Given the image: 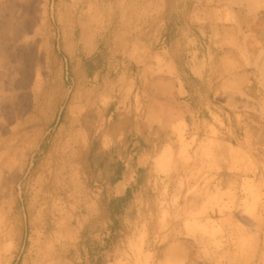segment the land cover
<instances>
[{"label":"rangeland","instance_id":"obj_1","mask_svg":"<svg viewBox=\"0 0 264 264\" xmlns=\"http://www.w3.org/2000/svg\"><path fill=\"white\" fill-rule=\"evenodd\" d=\"M26 1L28 5H24L23 9L37 21L39 28L38 35L34 36L36 33L33 32L31 36L43 50L41 64L44 83L38 92L31 93L28 90L27 97L22 94L20 86H17L16 94L19 97L15 101V109L9 106L4 116L12 118L13 125L18 123L19 127L14 134L4 132V137L0 140V206L2 204L7 216L6 226L2 225L0 228V264H55L65 262L66 259L75 262L81 254L108 255L112 262L118 260L117 264H154L147 248L148 219L143 214L138 215L136 211L130 214L132 224L126 228L119 225L114 239L111 238L108 243H102L103 240L96 238L99 233L97 228L102 230V226L95 221L89 222L84 233H81L80 216H86L97 208L95 202L99 199L90 196V184L81 180L75 166L79 161L76 150L86 144V135L76 132L72 116L68 123L54 128L47 135L57 121L60 104L68 92L62 77L81 79L84 87L82 92L86 94L90 93L91 86L85 85V80L100 70L92 66L90 59L71 51L73 63L69 61L65 74L62 69L54 70L55 83L50 89L44 86L50 77L49 54L54 42L60 43V48H85L87 51L91 48H106L101 53L99 62L103 64L123 61V54H126L130 60L143 66L130 69V72H134L133 75L173 76V65L167 62L165 56L161 60L154 57L144 60L140 57L139 28L145 18L153 17L160 10L153 9L154 0ZM19 7L18 9L22 8ZM240 12L264 14V0H188V15L192 13V19L175 21V25L182 30L194 28L195 32L202 28L212 34V31L238 26L237 16ZM118 48H125L124 52L119 53ZM231 49L243 50L241 61L249 67L248 71L260 92V100H252L241 85L234 82L241 71L240 66L226 64L228 80L222 87V93L224 97L242 98L240 102L228 100L227 106L236 111L242 109L252 116L250 119L253 122L264 125V48L254 55L246 53V48ZM24 57L21 54L17 60L21 61L18 71L22 74L25 71L23 69L27 70ZM32 58L33 56L29 59ZM78 62H81V66L77 68ZM125 71L106 69L102 75L114 78L117 82L115 87L120 91L126 89V94H129L131 86L125 84ZM23 77L25 79L24 74ZM24 79H20L19 85L25 84ZM229 79L233 82L230 83ZM31 86L27 87L31 89ZM81 98H85V95ZM68 115L69 113H65L66 118ZM261 118L263 121H260ZM85 119L92 122L95 115L87 114ZM215 121L223 126L218 117H215ZM238 121L243 122L242 115L238 116ZM206 124L205 140H199L197 136L188 140L189 127L185 120H180L176 126L179 136L172 129L179 148L176 150L171 147L174 159L170 164L172 152L169 148L163 150L161 168L156 166L157 171L160 175L169 177L177 171L179 163L183 167L191 163L197 166L200 163L197 177L214 172L226 175L228 171L235 177L236 195L226 198L223 212L217 208L200 214L199 209L205 201L207 190L216 192L219 188L226 189L228 184L217 182L214 178H196L189 195L195 194L200 204L190 212L178 209L171 213L169 207L163 208L167 205V196H164L161 206L163 209L159 214L161 231L164 236L173 231L175 235L191 240L199 261L190 264H264V132L254 131L256 127L243 134L244 139L235 142V146L241 148L234 149L237 151V158L229 160L227 143L218 141L222 134L217 129L212 134V124ZM209 139L214 144L211 143V148L202 151V145ZM44 142L50 143L42 153L41 146ZM182 147L185 152L180 154L181 158L179 152ZM34 160H37L35 169L26 175ZM246 179H251L252 189L244 188ZM191 183L189 180L188 184ZM182 189L181 181L172 206H178ZM20 191L22 194L19 196ZM99 201L100 216L105 221L106 200L100 198ZM105 229L103 227V234ZM166 240L167 237H163V242ZM2 247H7L8 252H3Z\"/></svg>","mask_w":264,"mask_h":264},{"label":"crops","instance_id":"obj_2","mask_svg":"<svg viewBox=\"0 0 264 264\" xmlns=\"http://www.w3.org/2000/svg\"><path fill=\"white\" fill-rule=\"evenodd\" d=\"M153 9H159L160 12L145 18L139 28V51L142 52L140 57L147 60L151 57L155 59L157 55L165 56L167 62L173 65L175 74L155 77L133 75L134 72H130V69L143 66L130 60L126 54H123V61L103 64L99 62L101 53L106 48H91L88 51L85 48H60V43L54 42L49 54L50 77L44 88L50 89L55 83L54 70L62 69L65 74L69 61L73 63L71 51L75 55L82 54L83 58L90 59L92 66L100 71L85 80V85L91 86L90 93L86 94L82 92L84 87L81 79L62 77L68 92L60 104L57 121L47 135H50L54 128L68 123L70 116L73 117L76 132L86 135V144L76 150V158L79 161L75 166L81 180L90 184V196L106 200L107 218L102 221L98 199L95 202L97 208L86 216H80L81 233H84V228L89 222L95 221L97 225L102 226V230L97 228L99 233L96 238L103 240L102 243H108L111 238L114 239L119 225L126 228L132 224L130 214L136 211L138 215L143 214L148 219L147 248L154 264H190L199 261L191 240L177 236L173 231L164 236L159 222L160 212L166 207L170 208L171 213L178 209L186 212L194 210L200 200L195 194L189 195V191L195 186L196 178H214L217 182L227 183L226 189L218 190H230L236 195L235 177L228 171L226 175L214 172L197 177L200 163L197 166L191 163L185 167L179 163L177 171L169 177L160 175L157 167L161 168L160 158L167 148L172 152L168 164L174 159L172 148L177 150L179 147L173 130L179 136L176 126L180 120H185L189 127L188 140L195 136L199 140H205L206 123L212 124V134L218 130L222 134L218 141L227 143L229 160L237 158V151L234 149L241 148L235 146V142L244 139L243 134L256 127L254 131L264 132V125L253 122L250 114H246L242 109L236 111L227 106L228 100L235 99L240 102L242 98L224 97L222 93V87L228 80L225 73L226 64H238L241 71L234 82L240 84L252 100H260V92L248 71L249 67L241 61L243 50L235 52L231 48H246V53L251 55L264 48V14L250 15L248 12H240L237 16L238 26L212 31L210 34L202 28L195 32L194 28L182 30L175 25V21L192 19L193 14L188 15V0L184 3L183 0H154ZM124 49L118 48L119 53L124 52ZM81 62L77 63V68L81 66ZM106 69L126 70L125 84L131 86V92L126 94V89L120 91L116 88L117 82L114 78L102 75ZM232 82L233 80H230V83ZM83 95L85 98L82 99ZM65 113H69V117L66 118ZM87 114L95 115V120L87 122ZM239 115L243 116V122L238 121ZM215 117L223 122V126L215 121ZM49 143L42 144V153ZM211 143L214 144V141L209 139L202 145L201 150L211 148ZM183 149H180L179 157ZM36 162L37 160H34L30 164L26 175L35 169ZM189 180L192 181L191 185L188 184ZM181 181L183 189L180 202L174 207L172 203L178 194ZM243 185L246 190L253 187L251 179H246ZM21 194L22 191L18 192L19 196ZM164 196H167V205L162 208ZM206 202L205 193L200 213L202 209L205 211ZM103 227L109 231L105 229L103 234ZM163 237H167L165 242ZM13 247L15 249L14 242ZM117 261L112 262L108 255L81 254L75 262L66 259L65 264H117Z\"/></svg>","mask_w":264,"mask_h":264},{"label":"bare ground","instance_id":"obj_3","mask_svg":"<svg viewBox=\"0 0 264 264\" xmlns=\"http://www.w3.org/2000/svg\"><path fill=\"white\" fill-rule=\"evenodd\" d=\"M24 5H28L26 0H0V140L4 137V132L8 131L14 134L19 127L18 123L13 125L14 121L12 118L9 119L4 117L9 106L15 109V101L18 99L17 97H19L16 94L17 86H20L23 92L22 94L27 97L29 93L28 90H31V93L38 92L41 90L44 83V70L42 67L43 50L41 45H37V41L31 36L33 32L34 34L36 33L34 36H37L39 33L37 29L39 30V28L37 27V21L32 19L28 11H24ZM18 6L22 8L19 7L20 9H18ZM21 54L25 56L24 63L27 67V70L23 69L25 70L23 71L25 79L23 74L18 71L20 70L18 68L21 61L18 62L17 60H19ZM32 56L33 58L30 60L29 58ZM155 58L161 60L163 57L157 55ZM20 79L26 80H22L25 83L24 85H19L21 82ZM26 85H32L31 89ZM184 152L185 150L182 151V153ZM206 193L207 202L205 211L202 209V213L200 214L206 213L209 209L215 211L217 208L223 212L225 210V206L223 205L225 199L230 198L232 195L230 190H218L216 193L207 190ZM0 207L1 228V226L5 225L7 222V216L5 211H3L2 204ZM1 250L5 253L8 252L7 247H2ZM55 264H65V262Z\"/></svg>","mask_w":264,"mask_h":264}]
</instances>
